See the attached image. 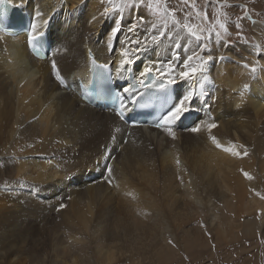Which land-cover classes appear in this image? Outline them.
<instances>
[{
  "label": "bare ground",
  "instance_id": "obj_1",
  "mask_svg": "<svg viewBox=\"0 0 264 264\" xmlns=\"http://www.w3.org/2000/svg\"><path fill=\"white\" fill-rule=\"evenodd\" d=\"M6 2L27 14L40 34H51L55 43L51 55L39 60L28 49L27 34L0 27V229L7 228L8 240L0 235V264H14L12 260L21 254H28L29 264L163 263L175 248L169 239L179 245L205 239L200 221L224 240L238 237V229L250 235L260 228L264 231V199L250 191L264 194V57L253 55L252 47L237 45L222 51L223 46H214L213 56L228 59L210 62L213 82L205 86L209 97H199L193 104L191 113L198 112L193 125H175L177 139L173 140L160 129L129 127L116 116L87 106L77 94L61 87L53 74L51 61L55 59L67 83L85 80L89 46L95 59L112 63L115 72L121 45L117 40L115 50L109 51L107 29L99 28L103 19L99 26L95 24L105 0ZM139 11L145 14L144 9ZM71 15V27L57 36L55 31ZM93 16L98 19L93 21ZM128 23L126 14L125 31ZM255 26L264 29V23ZM180 52L183 57L184 49ZM155 58L168 55L150 49L128 68L138 75ZM256 60L259 65L254 73L243 67ZM125 77L132 82L129 73ZM117 82L126 86L124 77ZM191 85L192 81H182L176 92ZM213 121L218 124L213 134L221 143L243 144L249 155L233 157L216 149L206 131H189L198 123ZM117 127L119 133L113 131ZM29 143L34 146L26 147ZM105 146L113 149L115 160L101 159ZM105 163L114 165L119 188L104 182ZM241 169L255 179L248 181ZM92 176L95 179L89 182ZM22 180L36 183L42 193L27 191L22 186L31 184L19 183ZM55 183L56 191L49 187ZM65 193L71 199L58 202ZM60 203L68 206L58 210L64 219L49 224ZM28 215L42 220L38 229L26 222ZM22 233L33 235L31 251L45 249L50 258L41 261L28 250L15 253L16 247L28 244Z\"/></svg>",
  "mask_w": 264,
  "mask_h": 264
},
{
  "label": "snow or ice",
  "instance_id": "obj_2",
  "mask_svg": "<svg viewBox=\"0 0 264 264\" xmlns=\"http://www.w3.org/2000/svg\"><path fill=\"white\" fill-rule=\"evenodd\" d=\"M4 3L5 0H0V5ZM231 7L233 5L229 4V0H205L202 5L198 3V0H105V6L99 12L98 17L105 19L116 17L113 20V26L106 34V42L109 51L115 50V41L118 40L121 45L119 60L114 62L116 64L115 73L116 78L124 77L126 79V86L115 91L101 86L89 95H95L99 100H106L111 110L121 121L127 119L133 126L138 122L126 116L130 113L129 105L138 104L147 107L158 101L164 111L159 115L154 127L166 132L173 140L177 139L174 126L193 111L192 106L196 100L206 96L205 86L213 82L209 75L210 62L214 59L221 61L228 59L224 55L213 56L211 53L214 46L217 48L223 46L225 49L232 47L233 36L236 40L248 43V38L244 35L242 21L248 20L253 24L257 23L253 19V10L249 9L246 4L237 5L243 11L241 15H236L234 18L227 11ZM140 9H144L145 14L141 15ZM126 14L129 23L125 31L124 17ZM36 15L39 16L41 13L37 12ZM98 17L93 16L92 20L95 21ZM260 23H264V21H260ZM230 25H234L236 29L234 33L230 30ZM31 29L28 34V44L30 49L40 56L43 54L42 35L37 31L35 24L31 26ZM122 32L123 38L119 39V34ZM181 48L185 52L183 57L180 52ZM150 49H157L160 53L168 55V58H155L146 64L138 75L131 73L128 65H135L136 57ZM252 53L258 57H264V44L252 42ZM88 55L94 71L104 70V72H96L97 79L108 81L114 79L111 73L112 63L98 64L91 49L88 50ZM51 65L56 80L61 86L66 87L67 80L61 75L55 59L51 61ZM257 65H259V60L252 64L244 63L243 67L249 68L254 73L257 70ZM125 73L130 74L132 82H127L128 78L125 77ZM182 81H192V85L186 91L176 92V99L173 100V93L170 89L179 87ZM244 87L247 88L248 85L245 84ZM217 127L218 124L214 121L202 122L191 127L189 131L193 133L206 131L208 139L216 149L229 153L233 157L249 155L243 144L221 143L220 139L213 134V129ZM113 131L119 133L121 129L117 127ZM116 139L115 135L111 137L113 143ZM127 142V138H125L124 143ZM33 146L31 143L26 145L28 148ZM23 150L22 148L21 151ZM112 151V148L105 146L101 159L104 161L115 160ZM99 164L98 160L97 165ZM175 164L178 168L181 165L179 155L175 158ZM103 169L104 182L119 188L114 165L105 163ZM240 171L248 181L255 179L248 171L243 169ZM179 179L183 183L182 177ZM19 183H23V181H19ZM250 191L264 199V194L256 189H250ZM66 207V204L60 203L58 210ZM199 223L202 228H205L206 235L211 240L213 237L210 232H207L206 225L203 221ZM168 243L176 247L171 239ZM212 246L215 247L214 244ZM184 259L187 260L189 257L184 255Z\"/></svg>",
  "mask_w": 264,
  "mask_h": 264
},
{
  "label": "rangeland",
  "instance_id": "obj_3",
  "mask_svg": "<svg viewBox=\"0 0 264 264\" xmlns=\"http://www.w3.org/2000/svg\"><path fill=\"white\" fill-rule=\"evenodd\" d=\"M198 3L202 5V4L205 3V0H198ZM229 4L233 5V7L227 9V11L233 16V18L236 15H241L242 11H243L240 7H237V5L246 4L249 9L253 10V19L257 21L256 24H260V21H264V0H229ZM209 11L211 12V9H209ZM80 13L81 12H79V14ZM109 18H111L110 21H109ZM109 18H107V19L99 18L95 22V24L99 26L100 23H101V20L103 19L102 20L103 24L99 28L103 27V29H105V30L107 29V32H108V29L113 26L112 21L116 17H109ZM124 20H125V17H124ZM72 22H73V15H71L70 19L65 20V22L63 24V27L57 29L55 31V34L57 36L59 34H62L63 29L64 28H70L71 25H72ZM242 23L244 25V35L248 38L249 42L245 43L243 41L236 40L235 37L233 36L232 37L233 46L229 47L227 49L222 47V49H221L222 51H227L228 49H232L233 50L234 47H236L237 45L239 46V48H242V46L252 47L251 46L252 42L264 44V42H259L260 41V39H259L260 37H262V39H264V29H263V27L262 28L261 27H256L255 26L256 24H253V23H251V21H248V20H244V21H242ZM257 28H259V29H257ZM230 30L233 33L236 31L234 25H230ZM97 33L100 34V31H98ZM119 35L121 36V35H123V33H120ZM97 39H99L98 36L95 38V41H97ZM89 49L92 50V48L90 46L88 47V50ZM239 53L241 55H243V56L244 55L246 56L245 51L240 50ZM206 95L209 97L208 93H206ZM133 161H136V159H134ZM113 164L115 165V162ZM67 179H69V177ZM22 181H23L22 184H24V185L31 184V185H28L29 187L28 186H22V187H25L27 191L34 190L36 192H41L39 190L40 187H38L36 185V183H32V181L31 182L27 181L29 183H27L24 180H22ZM88 181L91 182L89 179H88ZM32 184L33 185L35 184L34 186L36 188L32 187L33 186ZM56 185H58V183H55L53 185H49V187L56 191L57 190ZM74 185H76V183ZM22 187H18L17 189H21V190L25 189V188H22ZM77 187H79V185ZM118 194H121V192L118 193ZM68 197H70V195L65 193L64 195L61 196V199H59V200L57 199V200H58V202L60 200H69V199H67ZM66 208H63V209L65 210ZM63 209H59V210L62 211ZM61 211H58V209L55 210V212L53 211L52 214H51L52 216L50 215L51 220L49 218L48 223L49 222L52 223V221L55 222V220L59 221L60 218H61L60 221H62V219H64V218L59 214ZM26 217L27 216H25L24 219L26 220L27 223L30 222V224L34 226L33 229H38L41 226L40 223L42 222V220L39 219L38 217H37L36 220H35V218H33L32 215H28V217L27 218ZM38 219H39V221H38ZM35 221H36V223L38 222L39 226L36 223L34 224ZM196 225L197 224H192V226H196ZM205 225H206L207 232H210L212 234L213 238L211 240H209L208 236L206 235V231H203L205 239L203 238V240H201V242L196 241L194 239L186 240V243L183 242V245H181V244L179 245V243L174 242L176 247L175 248L173 247L174 248L173 253L170 256V258L167 259V261H165L163 263H156L155 261H154V263L146 262L145 264H264V243H262V241H264V231H263V229L260 228L259 232H257L256 234H251V235L248 234V232L244 233L242 229H240V230L238 229L237 230L238 232L236 233V235L238 237H233L232 239L224 240L222 238L215 237L214 233L209 229V226H207V224H205ZM6 229L7 228L5 226L2 227L0 229V235L2 237H4V239L6 241H8L6 239L7 238ZM23 236L27 238L26 239V243H28V244L26 245V247H16V252L15 253H20L23 250H24L23 252H26L28 250L29 253L30 252L36 253V251H34V250L31 251L32 247L29 246L31 238L33 237V235H31L30 233H29V235L24 233ZM23 236H16V238L18 240H22V239H24ZM13 239H15V237ZM32 240H34V238H32ZM184 243L186 244V246L184 245ZM213 244L215 245L214 248L212 246ZM180 246H182V247H180ZM28 247L30 249H27ZM90 250H92V249H90ZM82 252H80V253H82V255H83L85 251H82ZM27 255L28 254H24V255L21 254L17 259H15V260L13 259L12 261H13L14 264H29L28 260L30 258L27 257ZM184 255H187L189 257V259L185 260L184 259ZM34 256L38 257L41 261H47L50 258V256L48 255V253H47V251L45 249H39ZM93 264H95V263H93ZM111 264H118V263L112 262Z\"/></svg>",
  "mask_w": 264,
  "mask_h": 264
}]
</instances>
